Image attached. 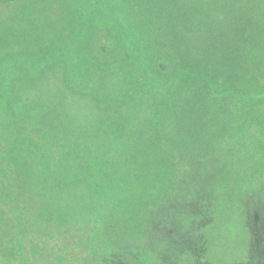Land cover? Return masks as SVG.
I'll list each match as a JSON object with an SVG mask.
<instances>
[{"label": "trees", "instance_id": "obj_1", "mask_svg": "<svg viewBox=\"0 0 264 264\" xmlns=\"http://www.w3.org/2000/svg\"><path fill=\"white\" fill-rule=\"evenodd\" d=\"M261 198L264 0H0V264H166L159 211L176 263L249 260Z\"/></svg>", "mask_w": 264, "mask_h": 264}, {"label": "rangeland", "instance_id": "obj_2", "mask_svg": "<svg viewBox=\"0 0 264 264\" xmlns=\"http://www.w3.org/2000/svg\"><path fill=\"white\" fill-rule=\"evenodd\" d=\"M50 14V10L46 12V16ZM13 36L20 38V36L28 37L30 34L34 40H40L37 38L38 35L33 32V28L31 24L27 23L26 32L20 34L19 28L16 27L13 31ZM44 32V30H43ZM34 34V35H33ZM39 51L35 52L38 54ZM12 61V60H11ZM168 198L164 200L166 202ZM250 205V213L248 214V224L250 226V237L255 242L253 243V248L251 251L247 252V255H250L249 260H236L239 262L238 264H264V204L262 198L257 200L256 203L249 204ZM178 211L180 209L189 208V212H195L197 209L200 211L203 209L202 206H198L195 203H178L177 204ZM158 212L155 220V225L151 231V234L148 236V242L151 245H156L158 243H162L160 245L162 247V256L166 264H178L176 260L172 258L175 256L172 253L173 250L180 246L183 241H185L184 237L178 238L175 237V229L176 226L173 221H166V227H163L162 221H159ZM10 222V220H9ZM80 227V225H78ZM61 230H57L53 233L52 237H39L40 244L42 246L41 253L36 258V261L43 264H81L80 260L84 257L88 251L83 249L82 243L80 241V234L82 231L78 227L77 228H66L61 227ZM38 235V233H36ZM39 236V235H38ZM256 244V245H255ZM138 245V244H137ZM29 248V247H28ZM156 249H160L156 247ZM45 253V254H44ZM249 253V254H248ZM133 254V255H132ZM136 253L134 251H129V254H115L114 258H118V262L110 261V264H143L136 257ZM134 257V258H133ZM233 262V264L236 263ZM241 262V263H240Z\"/></svg>", "mask_w": 264, "mask_h": 264}]
</instances>
